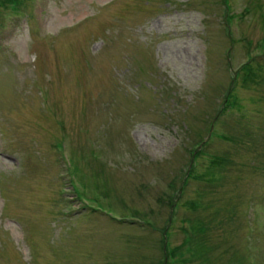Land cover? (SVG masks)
Returning a JSON list of instances; mask_svg holds the SVG:
<instances>
[{
  "label": "rangeland",
  "instance_id": "374dc122",
  "mask_svg": "<svg viewBox=\"0 0 264 264\" xmlns=\"http://www.w3.org/2000/svg\"><path fill=\"white\" fill-rule=\"evenodd\" d=\"M162 243L264 264V0L0 2V264Z\"/></svg>",
  "mask_w": 264,
  "mask_h": 264
},
{
  "label": "trees",
  "instance_id": "16d2710c",
  "mask_svg": "<svg viewBox=\"0 0 264 264\" xmlns=\"http://www.w3.org/2000/svg\"><path fill=\"white\" fill-rule=\"evenodd\" d=\"M22 1H23V0H0L1 5H4V4L8 3V4H13L14 6H17V7H19V8H20V3H21ZM254 7H256V6H254ZM256 8H257V7H256ZM16 10H18V9H16ZM255 73H256V72L252 70L250 76H251L252 78L255 77V76H256ZM238 78H239V77H238L237 74H235L234 77L232 78V79H233V80L231 81L232 84L229 85V87H228V89H227V91H226V94H225V96H224V99H223L222 112H223L227 107H229V106H231V105H234V104L237 105V101L234 99V98H235V95L233 94L232 88L234 87L235 84H237V80H239ZM208 134H209V132H208ZM202 143H204V140L198 142V146L195 148V150H194V152H193V155H192V158H193L194 156L197 155V154H196L197 151H201V150H202V149L200 148V144H202ZM164 241H165V240H164ZM165 249H166V248H165V245H164V243H162V250H163V254H164V256H163V260L161 261V264H168V261H167V254H166V252H165ZM174 249H175V251H176V248H174ZM171 251H172V253H171V256H172V255H174V251H173L172 249H171Z\"/></svg>",
  "mask_w": 264,
  "mask_h": 264
}]
</instances>
